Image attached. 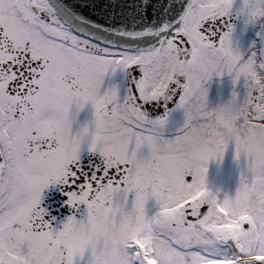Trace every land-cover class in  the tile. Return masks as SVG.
<instances>
[{"label":"snow or ice","instance_id":"obj_1","mask_svg":"<svg viewBox=\"0 0 264 264\" xmlns=\"http://www.w3.org/2000/svg\"><path fill=\"white\" fill-rule=\"evenodd\" d=\"M0 264H264V0H0Z\"/></svg>","mask_w":264,"mask_h":264},{"label":"rangeland","instance_id":"obj_2","mask_svg":"<svg viewBox=\"0 0 264 264\" xmlns=\"http://www.w3.org/2000/svg\"><path fill=\"white\" fill-rule=\"evenodd\" d=\"M224 167H225V170L227 171L228 169H230L231 167H232V165H231V161L230 160H226L225 161V165H224ZM212 176H213V178H215V167H213V170H212Z\"/></svg>","mask_w":264,"mask_h":264}]
</instances>
